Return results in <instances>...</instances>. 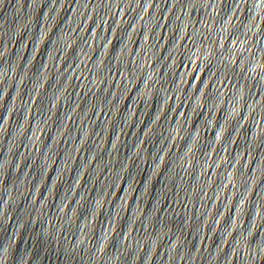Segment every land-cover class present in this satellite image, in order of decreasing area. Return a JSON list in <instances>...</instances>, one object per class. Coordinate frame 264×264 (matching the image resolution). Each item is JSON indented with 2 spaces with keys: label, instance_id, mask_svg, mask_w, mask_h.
I'll return each mask as SVG.
<instances>
[{
  "label": "water",
  "instance_id": "1",
  "mask_svg": "<svg viewBox=\"0 0 264 264\" xmlns=\"http://www.w3.org/2000/svg\"><path fill=\"white\" fill-rule=\"evenodd\" d=\"M0 264H264V0H0Z\"/></svg>",
  "mask_w": 264,
  "mask_h": 264
}]
</instances>
